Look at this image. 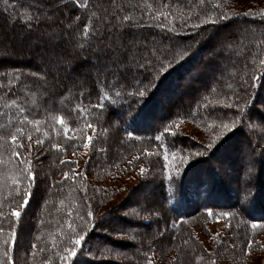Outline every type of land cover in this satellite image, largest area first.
Returning <instances> with one entry per match:
<instances>
[{"label": "trees", "instance_id": "16d2710c", "mask_svg": "<svg viewBox=\"0 0 264 264\" xmlns=\"http://www.w3.org/2000/svg\"><path fill=\"white\" fill-rule=\"evenodd\" d=\"M252 1V7L244 8L242 0H87L86 7L77 8L73 0H0V20L6 27L0 25V264H62L69 238L85 234V221L91 231L85 251L76 257L79 264H148L149 259L152 264H250L254 256L264 255V134L253 126H262L260 118L250 112L256 110L257 96L264 95V0ZM38 9L41 16L51 17L39 26L30 19ZM9 15L14 17L8 19ZM125 16L130 21H124ZM239 19L243 30L239 32L238 26L228 31L225 41L232 46L228 48L232 58L217 69L215 64L229 52H216L212 38L202 40L203 36L208 29L235 28ZM52 22L64 28L51 29ZM86 23L99 32L85 35ZM68 34L71 46L65 40ZM105 37L121 44L142 39L144 45L130 47L126 55L130 63L120 68L112 63L117 57L100 60L96 55ZM27 41L37 47L25 60L12 59L15 47ZM48 46L51 50L46 53ZM207 50L210 56L201 63ZM149 51L164 61V67L169 62L173 66L163 75L153 73L155 78L145 79L136 65ZM83 62L90 63L89 79ZM96 70L99 74L91 77ZM191 73L196 76L188 88L183 80ZM75 77H83L82 82L76 84ZM139 91L146 96L140 98ZM175 91L187 96L166 110L160 96L169 100ZM101 96L108 99L101 101ZM237 101L249 113L243 116L244 125L212 151L202 147L223 131L225 123L231 127L240 115ZM98 103L104 104L102 110L95 107ZM156 104L160 110L151 114L150 107ZM17 105L40 124L22 123ZM78 107L85 112L76 111ZM60 116L70 128L68 136H79L76 129L85 123L93 125L85 129L94 138L85 155L82 141L66 139L64 126L56 122ZM184 123L202 129L209 142L194 143L193 148L182 139ZM17 127H24L31 137L17 150L36 173L33 197L18 226L10 213L23 200L12 179L22 181L21 191L29 181L22 171L26 165L18 163L6 143ZM37 140L43 143L37 145ZM232 141L239 153L224 156L222 151H232L234 144L219 146ZM244 146L256 155L246 163L240 161ZM198 151L203 155L196 157ZM183 156L191 159L187 166L181 162ZM65 160L77 163L62 164ZM142 163L152 169L148 181L140 179ZM65 171L82 175L66 179ZM89 210L92 217L86 215ZM225 212L233 215L224 217ZM253 223L258 226L253 228ZM197 229L207 235L208 244ZM111 255L120 261L106 258ZM63 264L72 262L65 259Z\"/></svg>", "mask_w": 264, "mask_h": 264}, {"label": "snow or ice", "instance_id": "6c2138e0", "mask_svg": "<svg viewBox=\"0 0 264 264\" xmlns=\"http://www.w3.org/2000/svg\"><path fill=\"white\" fill-rule=\"evenodd\" d=\"M75 6L77 8L79 7H86L87 5V0H85V4L81 5L80 0H73ZM51 10V9H49ZM224 19H227V17H223ZM31 21H33L37 26H39L42 23H46L48 20L51 19V17H47V16H41L40 15V10H37V13L34 14L32 17H30ZM80 17H77V20H79ZM124 21H130V18L128 16L123 17ZM218 19H220V17H218ZM108 23H111L110 21ZM213 23H215V21H213ZM28 27L31 28L32 24L29 23ZM71 27V26H69ZM84 30H85V35H91L93 32L98 33L99 29L95 26L92 25L90 28L89 23H86L84 25ZM132 47L131 44L129 45H124L121 43H118L116 40H110V42L108 43H103L100 47L97 48L96 50V55L100 58V60H104L108 57H117L116 60H113L112 63H118L119 59L123 56L127 55L128 49ZM145 47H147L145 45ZM143 59V63H137L136 68L137 71H142L145 73V79H148V77H153V73H157L159 75H163L169 68H171L173 65L171 64V62L168 63L167 67H164V61L160 60L158 57H156L151 51H149L148 53L144 54L142 56ZM157 65H160L159 67H157ZM262 67H264V63H262L261 65ZM128 71H131V69H127ZM253 79H255V77H253ZM152 81L150 80L149 83H151ZM158 83V81H157ZM155 87V86H154ZM137 88H139V85H137ZM135 93H133L134 95ZM146 96V92L145 91H139V97L140 98H144ZM108 97L107 96H101L100 100H107ZM13 103H15V101H13ZM96 108L99 109H103L104 104L103 103H98L96 106ZM18 111L22 116V123L24 124H32V125H39L40 121L37 120H29L28 116L25 114V109L20 107L19 105H17ZM236 109L237 112L240 113V115H238L232 122L231 127H229V125L227 123H225L223 125V131H221L219 133V135L213 136L212 137V142L208 143L207 145H202V147L206 148L209 151H212L230 132H232L233 130H236L239 128V126L242 124V120H243V116L244 115H248L249 113H245L244 108L239 104V101L236 102ZM76 111L80 112V113H84L85 109L82 107H78L75 109ZM133 117H131V119H133ZM56 122L61 125L64 126L65 125V118L63 116L57 117L56 118ZM85 129H93V125L91 123H85L83 125V127L76 129L77 132L80 133L79 136H68V132L70 131L69 127L64 126V133H65V137L68 140H80L83 142V148L84 149H89L90 147H93V136L90 135H86L85 134ZM165 132H169L171 133V129L166 128ZM173 135H175L174 133H172ZM45 135H48V133H45ZM128 135L131 137L133 135L132 132H128ZM28 139L29 141H31V137L30 135H28L25 132L24 127H17L15 129V131L10 135V137L8 138V140L6 141V143H10V146L12 148V156L17 158L18 163L21 165H26V167H24L22 169V171L25 173L29 184L27 185L26 189L24 191H21V189L19 188V185L22 183V181L19 178H13L12 179V184L13 187H15L16 189V195L18 197H20L23 200L22 204H19L16 207H13L11 209V213L10 215L16 218V223L18 226V221L20 220L22 213L27 209L32 197H33V188H34V181L36 179V173L35 171L32 169L31 167V161L27 160L26 158L23 157L22 153L20 151H18L17 149L23 148L25 145L23 143L24 139ZM155 139L157 141H159L161 139L160 136H156ZM43 141L42 140H37L36 144H42ZM29 147H31V143H29L28 145ZM53 148H60L59 144H53L52 145ZM76 147H79V144L76 145ZM163 147V146H162ZM146 155L148 156H152L153 153L150 152H146ZM203 153L201 152H196L195 156L196 157H200L202 156ZM140 157H136L135 160H139ZM165 163V167H167V161L169 159L168 153L167 151H165V155L163 157ZM181 162L187 166L190 162L191 159L188 156H183L181 157ZM62 164H76L77 162L75 160H65L61 162ZM129 164L134 163V161H129ZM141 174H144L146 169L144 167H141L139 169ZM179 168H177V172H179ZM82 175L81 173H71L70 171H65L64 172V177L67 179L70 176H74V177H78ZM245 206L244 202L241 203V207L243 208ZM71 211V210H70ZM208 214L209 215H213V212L211 209L208 210ZM3 214L0 213V216H2ZM88 217H92L93 216V212L91 210H89L86 214ZM230 215H233L232 213H222V216L224 217H228ZM220 217L217 216V219H219ZM81 219L83 220L84 218L81 217ZM258 225L257 223H253L252 227L256 228ZM264 226V225H262ZM92 227L94 228L95 225L93 224ZM69 228H72V225H69ZM91 231V229L88 228V222L85 221L84 223V232L85 234H79V233H75V230L73 229V232L75 233L73 236H71L70 239V246L65 249V252L67 253V256H61L60 259L63 261L65 259H70L72 264H79L78 260L76 259V257L78 256V254H82L85 249H84V244L88 243V239H86V235L87 232ZM13 239L16 236V232L13 230V232L11 233ZM253 243V241L249 240L248 241V246L250 248L251 244ZM34 247V245H33ZM148 264H152V261L149 259ZM213 264H215V261H213Z\"/></svg>", "mask_w": 264, "mask_h": 264}, {"label": "rangeland", "instance_id": "374dc122", "mask_svg": "<svg viewBox=\"0 0 264 264\" xmlns=\"http://www.w3.org/2000/svg\"><path fill=\"white\" fill-rule=\"evenodd\" d=\"M117 1V0H116ZM242 1H246L245 2V7L244 8H247V7H252L253 5H254V3H253V1L252 0H242ZM118 2H114V4H117ZM51 7L53 8V9H55V8H57V5L56 4H54V3H52L51 4ZM58 10H60L59 8H58ZM53 13H56V11H53ZM9 18L8 19H12L13 17H14V15H9L8 16ZM3 20H0V25H1V28L3 29V30H6V27H5V25L3 24ZM235 22V28H234V26H231V27H229V28H227V27H225V28H222V27H218V28H215V29H208V35H207V37H205V36H203V39L202 40H206V39H208L209 37L210 38H212V40H210L213 44H215V46H216V52H222L223 53V55H224V53H228L230 50L228 49V48H230L231 49V47L232 46H229L228 44L226 45V43H225V41L230 37V35H229V33H228V31H230V30H234V29H236V27H238L237 29L239 30V32L241 31V30H243V26H242V22L240 21V19L239 20H237V22L236 21H234ZM49 24V27L52 29V28H54V27H58V28H64L63 26L62 27H59L56 23H48ZM66 25V24H65ZM231 25H234V23L233 24H231ZM111 26V25H110ZM252 27H253V24H252ZM66 30L69 32V28H66ZM249 30L251 31L252 30V28L250 27L249 28ZM216 32V33H215ZM46 32L45 31H43V34H45ZM246 33H247V31H246ZM115 34V33H114ZM113 34V35H114ZM239 34V33H238ZM206 35V34H205ZM236 35V34H235ZM67 36H68V38H67ZM65 38V40H66V42H67V45H69V46H71L70 45V42H69V40H70V36H69V34L67 35ZM161 38V37H160ZM110 40H112L110 37H105V40H104V43H108V42H110ZM7 41V40H6ZM19 41V39L18 40H16V42H18ZM32 41V40H31ZM31 41H27V43H25V46H16L15 47V54H10L11 55V57H12V59H14V60H22V57H24V60L26 59V58H28V52H29V50H31V49H33V48H35V47H37V44H34L35 46H31L30 44H31ZM4 44H7V43H4ZM123 44L124 45H129V44H131L132 45V47H138V46H142V45H144V41L142 40V39H139V40H135L134 42H126V41H124L123 42ZM38 45H39V43H38ZM55 47H57V46H54V48ZM51 50V48H49V46H48V49L46 50L47 52L46 53H49L48 51H50ZM9 52V51H8ZM33 52V51H32ZM193 52V50L190 52V54ZM195 52V51H194ZM191 56V55H190ZM189 56V57H190ZM210 56V54H209V52H208V50L207 51H204V55L202 56V58L200 59V61H201V63H204L205 61H207V59H208V57ZM225 57L226 58H224V57H222V60H220L217 64H215L216 65V68L217 69H220V68H222V67H225L226 65H227V63H228V58H232L231 57V52H229V56L228 55H225ZM130 60L127 58V56H124V57H121L120 59H119V62L116 64L117 65V67H120V68H123V66H125L127 63H130L129 62ZM132 61V60H131ZM198 59L196 60V62H200ZM96 62V61H95ZM24 64H25V61L23 62ZM17 65H18V63H17ZM20 65V64H19ZM88 66H90V63H86V62H83V73H85V77L87 78L88 77V79H89V74H87V67ZM198 67H199V65H198ZM91 70H93V69H91ZM99 71L100 70H96V71H94V72H92L91 74H90V76L91 77H96L98 74H99ZM70 74V76L72 75L71 74V72H69ZM87 74V75H86ZM213 77H215L216 75L215 74H211ZM195 76H196V74L195 73H191V74H189V75H186L185 77H184V80H183V83L184 84H186V86L188 87V86H191V85H193L194 84V80H193V77L195 78ZM75 80V83L77 84H80L82 81H81V79H83V77L82 78H80L79 80H78V78L77 77H75L74 78ZM63 82H64V80H62ZM66 82V81H65ZM154 82V81H153ZM153 82H152V84H151V87H153V85L155 84H153ZM182 87H184V85L182 86ZM188 88H190V87H188ZM263 95V93H261L259 96H257V99H256V103L253 105V107L254 108H256V110L255 111H250L251 112V114H254V116H258L259 118H260V120H261V124H262V126L261 125H259V127L257 126V125H255V124H253V126H254V128L257 130L258 129V131H261L263 134H264V95ZM170 99L168 100V98H165L164 96H160V98H161V100H162V103H163V105L166 107V110L167 109H172L174 106H176L177 104H179V99L181 98V97H185L186 98V96H187V94L186 93H181V92H179V91H175V93H171L170 94ZM261 101V104H259V102ZM151 109H150V111H151V114L153 113V112H159V110H160V106H159V104H156V106L155 105H153V106H151L150 107ZM151 116V115H150ZM150 116H148V118H150ZM156 122V121H155ZM248 123V122H247ZM243 125H244V123H243ZM242 124L240 125V126H243ZM181 128L184 130V132H183V134H182V139L183 140H185V141H187V142H191V144H192V147L194 148V143L195 144H198L199 142H201V143H207V142H209V138H208V136H207V134L202 130V129H200V128H196V127H193V126H191L189 123H184V124H182L181 125ZM246 129V128H245ZM250 128H249V126H247V130H249ZM191 135L192 137L190 138L189 136ZM239 139L240 140H242V138L241 137H239ZM224 144H226V143H223L222 145H220L219 146V149L220 148H224L225 146H229V145H231V144H234L233 143V141L232 142H230V143H228L227 145H224ZM223 146V147H222ZM192 148V151L194 150ZM225 148H228V147H225ZM234 148L235 149H233L232 151L231 150H229V149H225V151H222V152H224V153H222V154H224V156H225V154H228L229 156H231V155H234L235 156V154L238 152V150L240 149V147L237 145V144H234ZM250 148V147H249ZM112 150L114 149V147H112L111 148ZM251 149V148H250ZM82 154L83 155H85L86 154V152L88 151V149L86 150V149H84V148H82ZM239 153V152H238ZM241 156H242V159L240 160L241 162H244V163H246V161H248L249 159H253V158H256V155L255 154H249V152H248V148H247V146H244V150H243V153H241ZM139 169L141 168V167H144L145 169H146V171H145V173L144 174H141L140 173V171H139V176L141 177L140 179H144V180H146V178H147V181H148V179L149 178H151V176H152V174H153V172H152V169H150L145 163L143 164L142 163V165H140L139 164ZM247 170H248V168H247ZM252 171V170H251ZM131 174H133V173H131ZM228 174H230V173H227V179H230L229 177H228ZM128 179V176H126L125 178H124V181L125 180H127ZM244 179V178H243ZM234 180H235V178H234ZM153 182V181H152ZM132 184V186L133 187H135V185H137L135 182L133 183H131ZM200 187H202L203 188V186L202 185H200ZM144 191H145V189H144ZM148 191H149V189H148ZM146 193L145 194H147L148 192L147 191H145ZM190 192L191 193H194V191H192V190H190ZM202 194V193H201ZM203 195V194H202ZM123 196L124 195H121V196H119L118 197V199H121V198H123ZM197 195H193V197H196ZM144 197H146V195L144 196ZM117 199V200H118ZM244 200V199H243ZM242 200V201H243ZM196 233H197V235L199 236V238L203 241V243H205V244H208V237H207V235H205V234H203V233H200L199 232V230L197 229L196 230ZM175 247V246H174ZM107 259H110V260H112L113 262H115V261H120V259L119 258H116V256H114L113 257V255H111V257H106ZM263 258H264V255H261V256H254L253 257V259L251 260V263L250 264H262L263 263Z\"/></svg>", "mask_w": 264, "mask_h": 264}]
</instances>
